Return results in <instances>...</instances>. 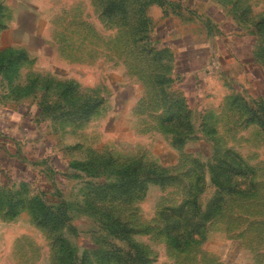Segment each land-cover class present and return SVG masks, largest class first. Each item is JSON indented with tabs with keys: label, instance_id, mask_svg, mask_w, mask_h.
Wrapping results in <instances>:
<instances>
[{
	"label": "rangeland",
	"instance_id": "374dc122",
	"mask_svg": "<svg viewBox=\"0 0 264 264\" xmlns=\"http://www.w3.org/2000/svg\"><path fill=\"white\" fill-rule=\"evenodd\" d=\"M217 1L254 35L245 57L259 67L247 74L229 53L189 51L195 41L179 55L171 42L186 29L162 14L175 4L122 0L107 14L108 0H0V52L29 54L17 87L0 82V99L24 118L27 174L36 177L24 186L0 170V185L24 200L64 201L71 216L56 230L29 205L11 216L0 202V264H65L84 253L89 264H125L122 223L148 264H264V30L254 24L264 0ZM49 77L76 81V97L97 96L99 108L42 112Z\"/></svg>",
	"mask_w": 264,
	"mask_h": 264
},
{
	"label": "trees",
	"instance_id": "16d2710c",
	"mask_svg": "<svg viewBox=\"0 0 264 264\" xmlns=\"http://www.w3.org/2000/svg\"><path fill=\"white\" fill-rule=\"evenodd\" d=\"M122 0H108V4L105 8V13L111 14L113 11H117L118 5L121 4ZM145 3L153 4L158 3L163 6L169 5L170 2L166 0H144ZM116 8V9H115ZM3 9V5L0 4V10ZM168 12V9H165ZM0 20V28L4 27ZM255 31L261 33L264 30V17L254 22ZM254 53V52H253ZM29 59V54L25 48H14L12 46L6 48L0 52V82L1 85H10L11 87H17L15 83L20 75L21 66L24 62ZM51 80L45 82L44 100L41 104L42 112L48 114H55L56 112H95L102 102L101 98L97 96H90L89 98L80 100L76 97V93L79 91V84L74 80H57L54 77H49ZM37 82V79H36ZM26 87V86H25ZM26 92L37 93L36 86L30 89H24ZM186 94V93H185ZM52 95V96H51ZM187 97V95H186ZM82 101V102H81ZM262 112L264 115V103L262 104ZM52 112V113H51ZM29 174V173H28ZM24 175L20 180L22 185L27 186L29 183H33L36 179L35 175ZM15 181L9 177V182ZM2 183L0 185V202L5 204L6 211L14 216L20 212V207L29 205L33 209L34 217L37 223L48 228L56 229L64 227L71 221V216L68 213L67 205L64 201H61L58 205L50 204L48 201L40 196H35L32 199L27 198L24 200V195L21 194L17 189H13L11 183ZM127 182L122 184H114V186L122 187ZM22 198V200H21ZM223 197L218 196L216 203H221ZM185 207V204L181 205L178 209L181 211ZM177 209V211H178ZM210 210L214 211L213 207ZM70 225V224H69ZM202 223L196 224L190 229V237L192 238L193 233L197 229H201ZM200 231V230H199ZM122 236L126 237L129 241L128 249L122 254V259L125 264H148L149 255L145 248L131 237V228L127 224L122 223ZM56 238L60 243L61 247L70 248V244L66 240L65 236L61 233L56 234ZM181 239L177 240V245H181ZM185 244V243H184ZM187 245V243L185 244ZM71 257V255H70ZM121 257V256H119ZM65 264H89V256L84 253L80 258L73 260L72 262H66Z\"/></svg>",
	"mask_w": 264,
	"mask_h": 264
},
{
	"label": "crops",
	"instance_id": "0c3cea01",
	"mask_svg": "<svg viewBox=\"0 0 264 264\" xmlns=\"http://www.w3.org/2000/svg\"><path fill=\"white\" fill-rule=\"evenodd\" d=\"M166 1L176 6L183 5L179 9L176 6L174 9H170V16H165L164 14L167 13L164 10L162 11L163 16L169 20H174L176 17L182 22L183 29H186L184 36L181 34L177 35L171 42L176 49H179L177 50L179 55L185 45L195 41L192 43L193 46H191L193 48H189V51L195 54H198L201 46L205 45L207 50L214 51L219 56V60L220 57L225 58L224 53H229L231 59H236L239 67L236 69L238 75L247 74L248 72L246 71L249 70L248 65L250 64L259 67L253 58L250 62L245 57L247 52L253 54L254 35L247 32L244 27H240L217 0H193L197 7L195 8L197 12L190 8V4H183V0ZM180 1L181 3L178 4ZM190 11H193V13L191 14ZM188 23H193L191 24L193 25L192 28L185 25ZM174 28L176 29L175 34H178L177 30L179 29L176 26ZM162 32L166 33V36L169 35V31L166 28ZM244 38H248L246 42L243 41ZM177 60L178 58L176 57ZM179 61V69L184 75L183 63H181L183 59L180 58ZM16 112H18L16 109L5 105L0 99V170L15 181H20L25 174L27 175V170L30 167L29 162L24 158L23 150L27 148L25 146L29 142L31 135L22 122L24 118L22 116L17 117Z\"/></svg>",
	"mask_w": 264,
	"mask_h": 264
}]
</instances>
